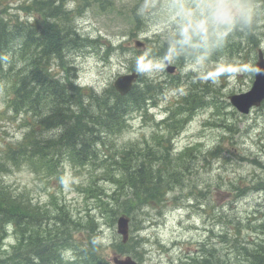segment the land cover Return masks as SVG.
<instances>
[{
	"label": "rangeland",
	"instance_id": "rangeland-1",
	"mask_svg": "<svg viewBox=\"0 0 264 264\" xmlns=\"http://www.w3.org/2000/svg\"><path fill=\"white\" fill-rule=\"evenodd\" d=\"M31 1L0 0V17L18 15L19 20H23L22 7ZM62 1L64 9L69 11L63 23L80 36L94 40L92 45L66 53L65 63L75 66L76 82L100 92L112 85L118 75L139 72L137 60L147 59L144 64L149 67L163 63L162 71L153 67L150 73L139 72L149 80L163 82L158 105L141 117L134 113L131 125L114 137L113 145L98 147L102 151L92 162L78 165L63 159L58 167L59 177L50 175L38 164L22 162L0 174L1 181L15 194L27 197L42 209L53 210L58 204L65 205L73 218H81L79 224L88 222L90 216L96 217L93 234L99 235L96 237L101 242V253L109 259L117 251L116 244L120 240L116 219L112 221L111 213L103 217L99 213V209L102 210L98 206L100 201L86 191L93 185L100 188L97 194L101 204L107 194L114 191L110 174L119 166L114 162L118 158L114 150L119 149V152L131 143L145 146L158 138L167 146L171 144L172 156H177L175 151L190 146L191 154L182 164L178 163L182 165L183 186L167 190L163 203H153L134 212L139 226L131 233L135 238L131 255L135 254L140 264H197L191 260L195 258L192 256L205 246L214 249L211 251L217 262L242 263L239 254L242 246L252 251L264 242V234L258 228L264 221V189L261 186L264 181V103L245 114L230 104L228 96L250 89L254 80L257 48L264 51V0L249 1L247 5L231 0L236 18L242 13L255 18L252 31L256 34L257 46L251 40L240 39L241 44L235 46L234 51L225 48L209 60L196 51L198 59L192 71L190 66L184 67L187 61L182 62L180 53L161 57L163 54L157 51L165 44L168 50L175 49L178 35L183 39L181 42L191 43L193 38L188 39L186 34L189 37V32L197 30H203L200 37L204 39H218L226 33V45L238 42V38H230L236 18L225 25L209 19V12L214 16L215 9L224 4V0H59ZM28 20L33 21V17ZM55 20L51 18L50 22L55 23ZM137 40L145 45L136 46ZM8 57L11 64L14 63L9 72L17 70L20 62L16 50L9 52ZM169 58L177 70L180 69V79L175 86L171 85L173 76L166 71L164 62ZM52 63L51 68L57 69L56 63ZM192 85L199 86L200 93L212 104L205 103L194 112L182 132L174 136L172 142H166L170 133L163 130L162 124L155 123L154 115L159 121L166 117L170 107H177ZM9 93L10 82L0 78V153L21 140L28 131L23 121L32 122L33 119L27 113H15L8 107ZM36 131L38 137L45 138L58 129L46 131L36 127ZM215 148L218 152L211 154ZM107 152L109 154H105ZM5 228L4 241L9 248L15 242L14 229L11 224ZM77 228L73 235L76 238L91 230L89 223ZM68 255L70 260L76 259L72 252Z\"/></svg>",
	"mask_w": 264,
	"mask_h": 264
},
{
	"label": "trees",
	"instance_id": "trees-1",
	"mask_svg": "<svg viewBox=\"0 0 264 264\" xmlns=\"http://www.w3.org/2000/svg\"><path fill=\"white\" fill-rule=\"evenodd\" d=\"M238 1L247 5L249 1L256 0ZM253 20L255 18H251L248 13H242L236 19V34L243 36V30L251 33L252 24L249 21ZM42 29L43 33L26 28L14 30L0 17V78H7V83L10 82L8 106L15 113H33L36 116L33 122H23L30 129L22 140L16 145H9L0 153V174L9 171L12 166L28 162L30 165L38 164L50 175L59 177L58 167L63 159L78 165L92 162L96 154L101 152L98 147L113 145L114 136L128 127L129 113L145 108L146 101L152 96L151 92L160 87L149 82L144 83L143 87L132 88L125 96L119 95L112 87L97 94L90 88L74 84L67 75L63 79L54 78L47 70L49 58L54 54L61 59L62 44L69 43V37L66 36L69 30L63 28V33L55 23H44ZM18 34L23 38L20 39L19 49L22 72L4 71L1 68L2 57ZM84 40L81 39L82 44ZM65 70L68 71V68ZM197 100L201 99L196 93L192 98L193 108ZM184 107L190 108L186 105ZM33 124L46 131H58L49 137L40 138ZM118 150L115 149L113 154H118L115 163L119 166L115 173L110 174L115 184L114 191L107 194L102 204L97 194L100 188L93 185L86 192L98 198V206L102 207L99 213L102 216L111 212L113 221L116 212L131 216L134 231L139 226V222L134 220L137 209L153 203L161 204L166 199L167 190L173 191L183 186L181 164L191 154L192 148H186L178 152L176 157H170L169 146L165 145L162 138H158L152 144L143 146L131 143ZM217 152L215 150L211 153ZM261 186L264 188V181ZM95 219L90 216L88 222L79 224L81 218H73L65 205L58 204L53 210L42 209L27 197L15 194L0 179V264H111L102 255L100 242L93 234ZM262 222L259 228L264 234ZM88 223L91 230H87L81 237H73L77 227H86ZM9 224L14 229L15 242L5 249V226ZM133 241L134 236L131 235L127 243H118L117 251L130 252L128 250L133 247ZM241 249L239 254L242 263L239 264H264V242L256 245L252 251H249L248 246H242ZM65 251L75 254L76 259H66ZM201 256L204 262L207 257L214 258L212 251L201 253Z\"/></svg>",
	"mask_w": 264,
	"mask_h": 264
},
{
	"label": "water",
	"instance_id": "water-1",
	"mask_svg": "<svg viewBox=\"0 0 264 264\" xmlns=\"http://www.w3.org/2000/svg\"><path fill=\"white\" fill-rule=\"evenodd\" d=\"M135 45L141 46L142 43L140 41H136ZM255 68V80L251 89L246 92L229 96L232 105L242 113H247L252 106H258L264 99V55L261 49L258 51ZM173 70V66L167 67V71L172 72ZM136 76L137 74L134 72L118 76L114 81V86L121 94H125L130 90L132 82L136 79ZM128 221L129 219L125 216H121L117 220V232L122 235L123 242H125L128 238ZM112 261L114 264H137L129 256L125 258L113 257Z\"/></svg>",
	"mask_w": 264,
	"mask_h": 264
},
{
	"label": "clouds",
	"instance_id": "clouds-1",
	"mask_svg": "<svg viewBox=\"0 0 264 264\" xmlns=\"http://www.w3.org/2000/svg\"><path fill=\"white\" fill-rule=\"evenodd\" d=\"M219 2V0H217ZM224 4L227 6L225 7ZM224 4H221V6L217 9H215V16L211 15V12H209V19L210 21H215V23L220 24L221 22H227L228 18L234 14V8L231 3V0H224ZM169 61L171 62V58H169ZM154 67L155 70L162 71L164 69L163 63H156L152 67H149L148 65L144 64V62L137 60V71L139 72H151L152 68Z\"/></svg>",
	"mask_w": 264,
	"mask_h": 264
},
{
	"label": "bare ground",
	"instance_id": "bare-ground-1",
	"mask_svg": "<svg viewBox=\"0 0 264 264\" xmlns=\"http://www.w3.org/2000/svg\"><path fill=\"white\" fill-rule=\"evenodd\" d=\"M187 33H188V32H187ZM192 33H193V32H192ZM184 34H186V33H184ZM184 34H183V35H184ZM186 35H187V34H186ZM191 41H192V40H191ZM30 48H31V47H30ZM30 48H29V49H30ZM221 51H222V50H221ZM29 52H30V51H29ZM195 52H196V51H195ZM33 54H34V53H33ZM176 67H177V66H176ZM143 86H144V85H143ZM261 189H262V188H261ZM263 189H264V188H263ZM261 223H263V222H261ZM260 231H261V230H260ZM261 232H262V231H261ZM261 244H262V243H261ZM254 245H255V244H254ZM258 245H259V244H258ZM261 246H262V245H261ZM248 248H249V247H248ZM258 248H261V247L258 246ZM262 249H263V248H262ZM247 250H248V249H246V251H247ZM250 250H251V249H250ZM250 250H249V251H250ZM247 252H248V251H247ZM256 252H257V251H256ZM258 253H259V252H258ZM202 254H203V253H202ZM250 254H251V253H250ZM255 254H256V253H255ZM245 255H246V254H245ZM251 255H252V254H251ZM253 255H254V254H253ZM258 255H259V254H258ZM202 257H203V256H202ZM205 259H206V258H205ZM224 261H225V260H224ZM256 262H257V261H256ZM225 264H226V263H225ZM260 264H261V263H260Z\"/></svg>",
	"mask_w": 264,
	"mask_h": 264
}]
</instances>
